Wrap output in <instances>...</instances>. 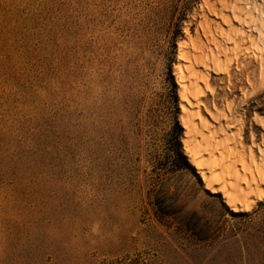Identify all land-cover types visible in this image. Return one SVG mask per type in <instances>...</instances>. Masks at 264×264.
<instances>
[{
  "label": "rangeland",
  "instance_id": "rangeland-1",
  "mask_svg": "<svg viewBox=\"0 0 264 264\" xmlns=\"http://www.w3.org/2000/svg\"><path fill=\"white\" fill-rule=\"evenodd\" d=\"M201 2L0 0V264H264V200L231 211L183 150Z\"/></svg>",
  "mask_w": 264,
  "mask_h": 264
},
{
  "label": "bare ground",
  "instance_id": "bare-ground-1",
  "mask_svg": "<svg viewBox=\"0 0 264 264\" xmlns=\"http://www.w3.org/2000/svg\"><path fill=\"white\" fill-rule=\"evenodd\" d=\"M196 21L173 72L183 150L206 190L248 212L264 200V0H202Z\"/></svg>",
  "mask_w": 264,
  "mask_h": 264
},
{
  "label": "trees",
  "instance_id": "trees-1",
  "mask_svg": "<svg viewBox=\"0 0 264 264\" xmlns=\"http://www.w3.org/2000/svg\"><path fill=\"white\" fill-rule=\"evenodd\" d=\"M172 136H174V139L176 140V145H177V149H176L175 152L180 157V159L182 161H184V163H185V158L181 155V153L179 151L180 150V145H179L180 133H179V131L176 132V135L175 134H172ZM185 164H187V163H185Z\"/></svg>",
  "mask_w": 264,
  "mask_h": 264
}]
</instances>
